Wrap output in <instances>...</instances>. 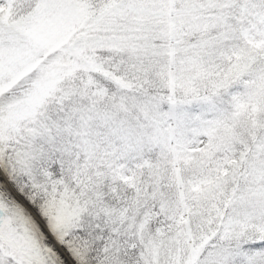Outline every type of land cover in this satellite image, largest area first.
Returning a JSON list of instances; mask_svg holds the SVG:
<instances>
[{"label": "snow or ice", "instance_id": "snow-or-ice-1", "mask_svg": "<svg viewBox=\"0 0 264 264\" xmlns=\"http://www.w3.org/2000/svg\"><path fill=\"white\" fill-rule=\"evenodd\" d=\"M0 264H264V0H0Z\"/></svg>", "mask_w": 264, "mask_h": 264}]
</instances>
